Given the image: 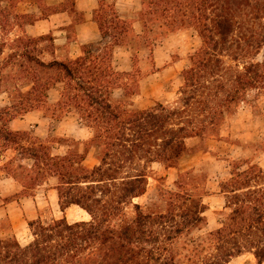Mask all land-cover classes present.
I'll list each match as a JSON object with an SVG mask.
<instances>
[{"label": "trees", "instance_id": "16d2710c", "mask_svg": "<svg viewBox=\"0 0 264 264\" xmlns=\"http://www.w3.org/2000/svg\"><path fill=\"white\" fill-rule=\"evenodd\" d=\"M22 1L0 0L3 34L10 33L8 27L22 28L24 22L36 19V14L11 10ZM37 4L43 16L57 8ZM61 7L73 11L75 0ZM111 11L115 32L103 15L96 16L102 36L112 35L117 43L124 35L122 40L128 41L129 24L114 7ZM140 16L143 34L137 39L144 44L188 29L201 39L182 71L173 104L132 106L146 75L137 66L135 53L133 69L125 72L115 69L112 48L96 51L88 46L76 59L43 60L35 50L41 42L54 46L50 34L18 35L12 40L13 51L0 69L9 60L24 58L12 65L14 74L29 81L30 88L17 90V106L13 102L0 106V156L14 150L32 163L12 168L11 160L2 170L24 191L56 177L59 210L65 213L76 206L90 219L39 216L28 221L30 238L21 242L10 219L0 218V264H234L247 253L255 264H264V168L250 159L232 163L231 176L220 184L226 197L221 226L204 234L196 232L207 224L208 191L196 183L199 176L194 169L178 174L175 189L163 190L164 207L135 202L147 192L154 163L176 167L191 150L189 140L215 137L225 116L250 92L264 94V0H143ZM49 50L54 54V48ZM58 83L60 99L51 104L48 91ZM116 89L124 91L121 100L114 98ZM34 110L57 120L73 112L93 136L86 141L42 139L10 129L11 120ZM54 143L65 152L54 153ZM259 144L256 151L262 153L264 146ZM91 149L99 162L89 168L84 162ZM29 195L33 193L24 194Z\"/></svg>", "mask_w": 264, "mask_h": 264}, {"label": "crops", "instance_id": "0c3cea01", "mask_svg": "<svg viewBox=\"0 0 264 264\" xmlns=\"http://www.w3.org/2000/svg\"><path fill=\"white\" fill-rule=\"evenodd\" d=\"M37 2L46 4L47 6H57V8L49 15L43 16ZM37 2L35 0H26L24 2L26 10L23 13L36 14L37 17L32 22H24L22 28H20L21 33L18 35L37 37L50 34L53 37V47L55 48V52L49 59L42 58L43 60H51L53 58L59 60L76 59L83 54V48H87L88 46L94 48L96 51H101L103 48H112V61L115 69L125 72L133 69V57L135 52L132 48H134L133 45L135 43L140 41L137 38L143 34V24L140 18V12L143 8V0H75V8L73 11L61 7L62 4L67 3V0H37ZM111 7H114L121 20L126 21L129 24L131 35L128 38L125 36L128 41L122 40L124 35L119 36V42L117 43L112 35L106 37L102 36L100 25L96 19V16L98 15H103V18L107 19L109 23L108 27L111 32L116 31L113 26H110L113 21ZM17 27L18 25H15V28ZM193 31L194 32H192L191 35L197 37L198 33L195 30ZM14 33L16 32L10 31L11 35H14ZM167 36H169V34ZM167 36H165L167 46L155 47L164 49H155L153 51L154 65L156 68L141 78L139 93L131 99L133 102L132 106L134 107L145 109L147 106H139L141 101H150L151 98L160 99L162 97L160 93H166V91H162L161 88L187 67L186 61L188 62V59L184 58L185 56H182L177 60L171 59L169 54L171 49L168 48H173L175 44L172 46L169 41L170 39L174 40L175 38ZM199 40L201 41L198 36L196 46L199 44ZM173 43H175V41ZM40 44H42V42ZM61 88L62 84L58 83L48 91L49 103L55 104L58 102L60 99ZM113 95L116 100H121L124 97V91L122 89H116ZM8 104L10 105V102ZM8 104H1L0 106H9ZM250 112V109L242 108L236 115H234V118H231L230 121L232 124L226 122L224 125L225 128L221 129L219 142L224 145L229 152H227L225 159H222L220 156V163L223 162L225 168L218 174L210 175L204 185L208 191V195L204 198L205 203L208 205V210L205 213L207 217L206 228L210 231L219 228L221 222L217 220L212 221L208 216L209 213L225 210L226 197L220 190L221 182L231 176L232 163L234 160L250 159L246 156L247 149L244 144L252 143V136L242 134L236 136V139L240 141L239 143L229 141V138H233L234 128L246 126L247 121H249L248 118ZM69 116L75 120L77 125L72 124L69 127V129L73 130H64L63 133H67L68 136L64 134L60 137L75 138L79 141L91 139L93 136L92 129L83 125L80 122L78 115L75 113H70L63 119L57 120L46 116L42 111H29L24 114L23 117L11 120L9 122V127L14 131L30 132L31 129H35L37 137L46 139L49 137L50 126L53 125L54 121L58 122V128L61 129L64 124H68L65 122V118H68ZM197 141L199 140L191 139L188 141L191 150L180 158L176 167L167 168L161 163H154L152 166L153 171H158L168 183L173 184L178 178L180 172L189 169L196 170L204 160L210 158L208 157L209 155L212 156L210 151L207 150H193L191 145L197 143ZM262 157H264V152L257 153L256 151V155L251 162L257 163L264 168V164L261 163ZM2 158L3 156H0V160ZM98 162L95 150L91 149L84 162L85 165L92 168L97 165ZM245 167L246 165L243 166V168ZM0 174H3L2 166L0 168ZM56 184V177H51L48 182H45L40 186L43 189V197H40L37 193L36 195L20 197L18 200L12 199L5 203L3 202V205H0V218L8 217L14 230L18 228L17 225L20 226L19 228H24L25 225L28 226V221L35 220L41 216L40 209L45 203H51L53 205L55 203L58 204L57 192L54 188ZM0 197L2 196L0 195ZM141 197L137 199H140Z\"/></svg>", "mask_w": 264, "mask_h": 264}, {"label": "rangeland", "instance_id": "374dc122", "mask_svg": "<svg viewBox=\"0 0 264 264\" xmlns=\"http://www.w3.org/2000/svg\"><path fill=\"white\" fill-rule=\"evenodd\" d=\"M25 0L18 3L15 7V9L11 8L12 11L23 13L26 10V5L24 4ZM7 3H2V6L6 5ZM158 28V26L155 27V29ZM8 30L16 32L14 35H11L10 33L3 34L2 30L0 31V46L2 47V52L0 53V64L5 63L13 51L12 48V40L16 38L18 34L21 33L20 27L15 28L8 27ZM158 30V29H156ZM194 32L193 29H188L184 31H175L169 34V36L174 37L175 39H170V44L175 46L171 49L169 54L172 60L180 59V57L185 56L184 58L188 59V62L186 61L187 67L190 65V58L194 54L196 50L199 49L201 46V41L196 46V40L197 37H194L191 35V33ZM167 36V37H169ZM6 42L5 45L2 44V42ZM175 41V43H173ZM43 44V45H42ZM42 44H39L37 46V49L35 50V54H37L40 58H46L49 59L52 55L49 48H54L53 46H49L50 44L47 42H42ZM158 46H167V40L165 36H160L157 38H154L150 41V43L144 44L143 41H139L138 43H135L133 45L134 48L132 50L136 54V64L138 67L141 68L142 72L144 73H150L152 72L156 67L154 65V54L151 53V51L157 50H163L164 48H155ZM49 51V52H48ZM55 52V48H54ZM53 52V53H54ZM163 52V51H161ZM185 53V54H184ZM184 54V55H181ZM15 60H18L19 62L25 61L24 58H16L13 60H9L8 62H11L9 65L5 66V68L0 69V105L1 104H10L13 102L14 105L19 104V99L16 98L18 91L22 90L23 92L27 91L30 88V82L24 79L22 75L18 74L15 75V69L13 62ZM185 67V68H187ZM184 68V69H185ZM182 85V71L178 73L175 78H172L169 82L166 83V85L161 88L162 91H166V93L162 95L160 99L151 98L150 101H141L139 103V106H144L146 108H150L156 104V102H161L163 104H173L178 99V92ZM15 96V97H14ZM9 105V104H8ZM138 108V107H135ZM242 108L250 109L251 112L249 114V121H247L245 127L241 128H234V135L233 138H229V141L239 143L238 139H236V136H240L242 134H247L248 136H252V143L244 144L247 149V158H250V160L254 159V156L256 155V149L258 148L257 144L260 142V146H264V94H258L255 91H252L248 94L246 101L241 102L237 107H235L228 115L225 116L224 123L220 126H218L217 134L215 137H212L207 140L203 141H197V143H193L192 149L193 150H207L210 151L212 156L209 159L204 160L198 168H196L195 173L199 176L197 179V184L200 187H203L205 185L206 180L210 175L218 174L222 169L225 168V165L223 162L220 163V156L222 159H225L227 155V148L220 144V132L221 129L225 128V123L232 124L230 121L231 118H234V115H236ZM73 113V112H72ZM72 116V115H71ZM69 116L68 118H65V122L68 124H64L63 127L60 129L58 128V122L54 121L53 125L50 126L49 136L53 137H60L64 134L67 135V133H63L64 130H73L69 129V127L74 124L77 125L75 120ZM23 117V116H21ZM241 126V124H240ZM239 126V127H240ZM30 133L33 136H36L35 129H31ZM246 135V136H247ZM68 136V135H67ZM259 141V142H258ZM199 142V143H198ZM258 142V143H257ZM66 150V148L60 146L57 143H54L53 152L54 153H63ZM229 153V152H228ZM234 154V152H233ZM13 161L12 168H16V165L18 163H23L25 165L31 164L32 161L28 159H24L22 155H20L17 151L14 150H8L4 155L3 158L0 160V168L5 163H9L10 161ZM226 163V162H225ZM261 163L264 164V157L261 159ZM90 164V162H89ZM228 166V163H227ZM165 188H171L175 189L174 183L170 184L168 181L165 180V178L162 176L161 173L158 171H153L152 176L149 179V185L146 194L141 197L140 199H136L135 202H138L144 207L147 205L154 206L153 204H160L161 207H164V202L162 201V192ZM42 187L36 186L33 190L27 189L23 190L20 186V183L13 178L10 174H8L6 171H3V174H0V205L6 201V200H12V199H19L20 197H23L25 193H33V195L39 194L40 197H43ZM156 211V210H155ZM161 211V210H157ZM223 211H217L215 213L210 212L209 217L212 221H221L224 217ZM40 213L42 216V219L49 220L52 218H60L62 216H66L69 220H79V219H90V215L84 211L81 208H78L76 206L71 207L66 210L65 213L61 212L59 210V206L57 203L54 205L51 203H45L44 206L41 207ZM17 229L14 230L15 234L19 238L21 242H26L30 238V229L29 225H25L24 228H19L20 226L17 225ZM207 224L205 228L199 232H196V234H204L208 230ZM234 264H255L254 256L250 253L244 254L236 259L233 260Z\"/></svg>", "mask_w": 264, "mask_h": 264}]
</instances>
